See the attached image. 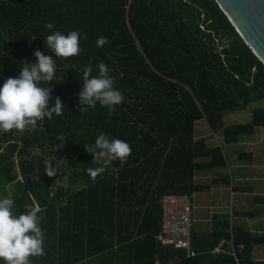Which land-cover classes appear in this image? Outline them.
<instances>
[{"label": "trees", "instance_id": "16d2710c", "mask_svg": "<svg viewBox=\"0 0 264 264\" xmlns=\"http://www.w3.org/2000/svg\"><path fill=\"white\" fill-rule=\"evenodd\" d=\"M48 22L62 34L80 33L79 56L62 59L47 48ZM101 36L109 42L97 47ZM37 50L57 65L56 78L41 86L52 87L49 105L59 97L63 114L45 118L43 127L0 132L1 199L13 200L15 215L32 198L42 209L45 255L32 264H199L213 258L208 252L222 239H232L233 255L220 252L214 264H264L251 253L264 245V235L248 230L245 210H233V217L243 218L232 234L229 217L205 238L190 232L198 256L156 239L160 197L192 196L207 187L194 182L196 171L227 165L219 145L195 138L196 121L205 119L226 144L264 126V106L253 107L246 122H224L228 112L264 100V65L217 0H0V87L36 63ZM100 62L123 103L81 113L83 70L91 65L96 76ZM101 133L130 145L123 167L107 158L93 163L84 145H94ZM59 135L65 137L62 147ZM238 158L253 160L245 152ZM88 167L104 171L93 180ZM17 175L21 179L13 182ZM256 199L264 202V196Z\"/></svg>", "mask_w": 264, "mask_h": 264}, {"label": "clouds", "instance_id": "9594fccd", "mask_svg": "<svg viewBox=\"0 0 264 264\" xmlns=\"http://www.w3.org/2000/svg\"><path fill=\"white\" fill-rule=\"evenodd\" d=\"M67 12V9H64ZM45 27L52 33L46 38V46L56 57L70 59L81 53L80 33L76 30L67 35L55 31L52 22ZM109 41L106 37L97 39V47L105 46ZM37 62L25 64L18 78H7L0 87V132H22L28 127L35 128L39 124L43 127L45 118L51 120L53 115L63 114V102L57 97L55 105H49L52 87H42L44 83H50L56 78L57 65L50 55H45L39 50L34 53ZM73 69V68H72ZM93 68L87 65L83 70V87L79 93L81 113L89 108L95 109L97 104L112 110L123 103L124 97L117 90L114 80L108 75V66L100 62L98 75L93 76ZM87 107H84V106ZM62 145L65 137H57ZM86 150L94 154L96 163L105 158L119 160L123 167L132 154L128 143L120 139H109L101 133L94 145H84ZM65 161L61 160V163ZM90 177L95 180L103 173V167H88L86 169ZM49 177L55 173L47 171ZM14 202L10 198L0 199V260L4 264H32L33 257L45 255L44 232L39 224L38 214L42 211L38 203L32 198L31 204H26V211L15 215L12 211Z\"/></svg>", "mask_w": 264, "mask_h": 264}, {"label": "crops", "instance_id": "0c3cea01", "mask_svg": "<svg viewBox=\"0 0 264 264\" xmlns=\"http://www.w3.org/2000/svg\"><path fill=\"white\" fill-rule=\"evenodd\" d=\"M258 102L251 103L246 107L256 105L255 103ZM240 111H242V109L228 112L226 115L228 116L231 115L232 113L236 114L239 113ZM249 114L251 115V111ZM226 115H224V122L226 120ZM249 119L250 116L248 120ZM225 124H232V123L225 122ZM260 129H262L263 131L257 132ZM211 132L213 136L216 137L217 135L221 134V132L214 133L212 130ZM195 138L196 139L204 138L207 140V143L209 145H213L211 144V139L208 140L207 136L201 135V136H195ZM222 140H223V135H222ZM261 143H264V126L256 127L254 135L252 137L244 139L240 143L236 144L241 148L237 151V154L234 155L235 158L233 161V144H226L224 140L222 142L219 141L218 145L222 148L224 157L226 158L227 161V165L225 167L215 168L212 170H199L195 172L194 182L197 184H204L207 187L204 190H200L192 194V211H191V224H190V230L192 234H197L198 236L205 235L204 237H201V238H205L206 236L210 235L213 232V230L215 229L213 227H215V225H216V229H221L222 226L217 227V224H219L220 219L224 220L227 217H229L231 221L230 233L232 234L233 194L235 192H239L240 195V197L238 198L239 207L243 206L245 202L243 196H248V195H250V200L252 201L254 206L256 207H258V205L261 206L255 212L253 210H245L247 212L245 213L247 215L245 218H246V226L249 229V231H251L255 235H264V202L258 203L257 202L258 200L256 199L257 195L264 196V184L261 183V187H260L261 189H259L258 191L256 190V186L258 185V182H256V180L259 178L264 180L263 178L264 176L263 177L257 176V172L254 169H252V167H256L255 164H257V162H259L260 159V156H258L260 151L254 152L253 147L257 146V150H259V148L263 149L264 147L263 144ZM244 144L246 145L245 148L248 147L250 148L248 150L245 148L243 149L242 146ZM4 146L5 143L3 145L0 144V152L2 151ZM240 152L251 153L253 156V160L251 162L240 161L238 158ZM260 169H262V172H264L263 168ZM18 173L19 172L17 168L15 174ZM16 177L17 178L13 180V182H16L18 178L21 179L20 175H17ZM245 181L247 183H245ZM237 210L240 211L243 209H237ZM240 218L242 220L243 217ZM191 247L192 249H194L192 243H191ZM217 247H219L218 250L216 249ZM217 247H214L213 250H210L208 252L209 255H211L213 258L205 259L199 264H214V258H216L217 254L220 252L233 255L232 239L231 240L222 239ZM194 251L195 254L192 256L200 255V253L198 254V252L195 249ZM251 253L255 259H264V245L262 244L254 245L252 247ZM192 256H187V257H192ZM155 264H158L157 259H155Z\"/></svg>", "mask_w": 264, "mask_h": 264}, {"label": "built area", "instance_id": "2783aa9c", "mask_svg": "<svg viewBox=\"0 0 264 264\" xmlns=\"http://www.w3.org/2000/svg\"><path fill=\"white\" fill-rule=\"evenodd\" d=\"M159 204L161 229L156 237L157 241L162 246L184 250L186 256L194 255L190 236L192 196L187 193H164Z\"/></svg>", "mask_w": 264, "mask_h": 264}, {"label": "water", "instance_id": "95a60500", "mask_svg": "<svg viewBox=\"0 0 264 264\" xmlns=\"http://www.w3.org/2000/svg\"><path fill=\"white\" fill-rule=\"evenodd\" d=\"M239 36L264 65V0H217Z\"/></svg>", "mask_w": 264, "mask_h": 264}, {"label": "rangeland", "instance_id": "374dc122", "mask_svg": "<svg viewBox=\"0 0 264 264\" xmlns=\"http://www.w3.org/2000/svg\"><path fill=\"white\" fill-rule=\"evenodd\" d=\"M255 104L258 105V106H264V100L260 101L258 103H255ZM256 105H252V106L246 107V108L242 109V111H240L239 113H236V114L232 113L231 115H228V116L226 115L225 122L226 123H238V122H246V121H248V118L250 116L249 113H250L252 107L256 106ZM28 129H30V127L26 128L25 130H28ZM194 131H195V134H194L195 136H201V135L207 136V139L208 140L211 139V144H213V145H218L219 141L220 142L223 141L222 140V133L220 135H217V137L213 136L211 130L209 129L208 123H207V121L205 119L198 120L195 123V130ZM259 131H263V130L260 129L257 132H259ZM257 138H259V137H257ZM261 144H263V147H264V143H261ZM242 147L244 149L246 147V145L244 144ZM240 148H241L240 146H238L236 144H233V161H234V158H235L234 155L237 154V151ZM249 148L250 147L245 148V149L248 150ZM253 151L254 152L260 151L259 155H258V156H260V159H259V162H257V160H256V162H257V164H255L256 167H252V169H254L257 172V176L263 177L264 176V172H262V169H260V168H263V170H264V148L263 149L259 148V150H257V146H254L253 147ZM252 182H255V181H252ZM256 182H258V185L256 186V190L258 191L259 189H261L260 188L261 187V183L264 184V180L259 178V179L256 180ZM245 183H247V182L245 181ZM239 197H240L239 192H235L233 194V210L234 209H236V210L237 209H243V210H253L255 212V211H257V209H259L261 207L260 205H258V207L254 206V204L250 200V195L243 196L244 199H245V202H244L243 206L239 207V205H238V198ZM239 221H240L239 217H233V224H235V226H237ZM245 222H246V220H245Z\"/></svg>", "mask_w": 264, "mask_h": 264}]
</instances>
